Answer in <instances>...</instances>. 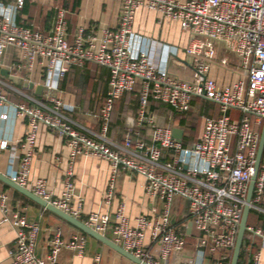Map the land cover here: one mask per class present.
<instances>
[{
	"label": "built area",
	"instance_id": "2783aa9c",
	"mask_svg": "<svg viewBox=\"0 0 264 264\" xmlns=\"http://www.w3.org/2000/svg\"><path fill=\"white\" fill-rule=\"evenodd\" d=\"M0 5V59L8 48L21 52L18 69L32 72L39 62L46 67L45 99L54 106L50 112L40 106L18 103L12 106L16 116L27 120L21 145L11 149L19 156L17 170L9 178L68 215L81 220L83 201L75 194L73 167L81 156H96L110 163L111 176L106 200L116 195L120 170L137 173L146 180L150 199H160L164 209L158 216L140 215L131 223L124 203L114 213L92 212L82 221L99 234L112 230V241L149 264L169 263L174 253H183L186 241L171 226V206L175 198L189 204V217L197 232L195 246L203 255L217 254L212 264H228L239 231L249 183L254 174L261 132L264 124V0H122L117 28L99 27L94 32L80 26L72 41L65 10L59 9L52 30L43 33L18 24L15 13L23 7ZM146 9L163 18L177 21L191 32L186 48L192 65V77L183 80L163 73L150 61L146 50L133 47V24L136 13ZM220 42L230 48L239 62L240 79L218 88L209 76L216 63ZM94 63L109 71V84L100 111L99 140L87 136L63 115V102L53 96L57 83L73 67ZM227 66L229 62L222 59ZM0 80V119L8 120L2 109L10 104ZM139 86V87H138ZM138 91L139 109L136 130L126 134L123 152L111 149L106 134L111 125L116 102L129 92ZM200 97L217 104L220 116L208 117L196 142L186 146L173 131L150 116V102L166 104L178 112L191 110L192 101ZM240 113L234 120L230 111ZM151 130V142L139 136L140 127ZM46 126L67 139L70 153L65 170L64 190L55 197L43 178H31L37 134ZM253 224L247 225L252 242L248 264H261L264 249V150L250 203ZM0 225L15 229L14 247L9 251L10 264H59L64 250L82 256L87 246L85 234L65 238L62 227L51 229L46 255L37 254L39 222L29 220L26 211L14 209L10 195L0 187ZM159 248L155 260L145 240ZM258 241L260 249L253 248ZM2 246L0 245V248ZM96 254L93 264H101ZM129 264V263H126ZM131 264V263H130ZM179 264H195L184 258Z\"/></svg>",
	"mask_w": 264,
	"mask_h": 264
},
{
	"label": "crops",
	"instance_id": "0c3cea01",
	"mask_svg": "<svg viewBox=\"0 0 264 264\" xmlns=\"http://www.w3.org/2000/svg\"><path fill=\"white\" fill-rule=\"evenodd\" d=\"M185 2L187 0H180ZM18 0H0V5L12 7ZM25 6V11L23 8ZM122 0H24L23 7L16 11L18 24L33 28L43 33H49L56 21L59 9L65 10L69 28V40L72 41L77 29L83 26L87 32H94L99 27L117 28L121 15ZM193 39L190 31L183 29L177 21L163 18L159 13L140 9L136 13L133 24L134 49L146 50L150 61L160 72L170 73L183 80L192 77V65L186 55V48ZM216 63L210 70L209 76L216 82L218 88L233 84L240 79L241 69L232 50L223 43L216 44ZM21 52L15 48H8L0 59V80L3 81V91L10 104L2 109L8 113V120L0 119V173L10 176L18 167L19 156L12 151V145H21L27 131V120L16 116L12 106L18 103L40 106L48 112L54 104L45 99L46 67L44 62L36 64L32 72L20 71ZM226 59L229 64L223 66L220 61ZM8 70L11 76L17 77L18 82L1 74ZM25 82H28L25 85ZM109 84V71L94 63H86L83 67H73L57 83L53 96L61 100L65 106L63 115L71 120L74 126L94 140H99L100 111L106 98ZM139 87V86H138ZM139 109V94L125 93L115 104L110 128L106 134L108 146L120 152L126 134L136 130V117ZM197 112L203 121L199 129L194 132L196 137L190 138L188 132L189 112ZM191 110L180 116L170 106L158 102H151L150 116L157 123L176 131L184 145L190 146L200 138L204 123L208 117L220 116L217 104L206 99L195 97ZM234 120L240 118L238 111H232ZM140 135L135 139L151 142V130L147 125L138 128ZM263 129V128H262ZM70 148L65 137L56 134L46 126H40L37 134L34 157L31 165V178H43L55 197H60L64 190L65 170L68 167ZM73 182L75 194L83 201L81 220H87L92 212L114 213L120 203H124L126 213L134 224L136 217L147 215L158 216L164 209V202L160 199H150L145 192L146 180L143 176L120 170L116 179V195L109 203L106 200L107 185L111 176L110 163L96 156H81L73 167ZM1 189L11 197L14 209L26 211L29 220L37 221L40 232L37 238V254L46 255L47 241L52 228L60 226L65 238L77 234H85L76 227L62 220L49 210L23 194L0 183ZM1 219V214H0ZM253 220V219H252ZM171 226L186 241L183 253H174L168 264H179L184 258H192L195 264H212L211 255L198 252L195 246L197 232L193 228L189 217V204L181 198H175L171 206ZM149 231L145 245L159 261V248L150 244ZM87 246L82 256L64 250L59 264H93L96 254L102 257L101 264L131 263L121 254L85 234ZM106 237L113 239L112 230H108ZM15 229L9 223L0 225V264H10L9 251L14 247ZM255 249H260L259 244ZM133 264V263H131ZM160 264H166L160 261ZM261 264H264V249H261Z\"/></svg>",
	"mask_w": 264,
	"mask_h": 264
},
{
	"label": "water",
	"instance_id": "95a60500",
	"mask_svg": "<svg viewBox=\"0 0 264 264\" xmlns=\"http://www.w3.org/2000/svg\"><path fill=\"white\" fill-rule=\"evenodd\" d=\"M1 74L5 77L11 78L15 82L19 81V79L17 77L11 76L10 72L8 70H2ZM27 84H28V82H25V85H27ZM174 135L176 137H178V134L176 131L174 132ZM263 150H264V124H263L260 143H259V147H258L257 159H256V163H255V170H254V174L251 178V181L249 183L247 198H246V205H245L244 210H243V215H242V219L240 222L239 231H238V235H237V239H236V244H235V247L233 249L230 264H238L239 259H240V254L242 251L245 235L247 232V225H248L249 216H250V212H251L250 211V203H251L253 192H254L255 182L257 179ZM0 183H3L5 185L9 186L10 188H12V189L16 190L17 192L23 194L24 196L28 197L29 199L35 201L36 203H38L39 205H41L45 209L49 210L50 212H52L56 216L60 217L62 220L66 221L67 223L76 227L77 229L84 232L85 234L95 238L99 242H101V243L105 244L106 246L110 247L111 249L115 250L116 252L121 254L123 257H125L127 260H129L131 263H133V264H149L145 260H142V259L136 257L135 255H133L132 253L126 251L120 245H118L117 243H115L114 241L109 239L108 237L97 233L96 231H94L93 229L88 227L81 220H78V219L68 215L67 213L63 212L62 210L56 208L52 204L48 203L47 201H45V200L41 199L40 197H38L37 195H35L33 192H31L27 188L18 185L17 183L13 182L8 176L1 174V173H0Z\"/></svg>",
	"mask_w": 264,
	"mask_h": 264
},
{
	"label": "trees",
	"instance_id": "16d2710c",
	"mask_svg": "<svg viewBox=\"0 0 264 264\" xmlns=\"http://www.w3.org/2000/svg\"><path fill=\"white\" fill-rule=\"evenodd\" d=\"M23 11H25V6H24V8H23ZM151 102H153V101H151ZM151 102H150V104H151ZM158 103H159V102H158ZM232 111H235V110H231V111H230V115H231V117H232ZM174 112L177 113V114L180 115V116H185V114H186V113H183V112H178V111H176V110H175ZM232 118H233V117H232ZM252 214H253V213L250 212V216H249L248 224H251V223H250V222H251V219H253V218H252ZM252 221H253V220H252ZM251 242H252V239H251L249 233L246 232V235H245V239H244V243H243V247H242V251H241V254H240V259H239L238 264H248L250 253L246 251V248H247L248 245L251 244ZM253 243H254V244H253V248H254V249L257 248V247H258V241L255 240ZM232 253H233V250H231V252H230V257H229L228 264H230V262H231ZM210 255H211L212 262H213V260L216 258V255H217V254H212V253H211Z\"/></svg>",
	"mask_w": 264,
	"mask_h": 264
},
{
	"label": "rangeland",
	"instance_id": "374dc122",
	"mask_svg": "<svg viewBox=\"0 0 264 264\" xmlns=\"http://www.w3.org/2000/svg\"><path fill=\"white\" fill-rule=\"evenodd\" d=\"M188 132L190 134V138H195L196 135L194 132H196L199 129V126L201 124V121H203V118L201 115L197 114V112H192V110L188 113ZM251 224H253V221L251 219Z\"/></svg>",
	"mask_w": 264,
	"mask_h": 264
}]
</instances>
